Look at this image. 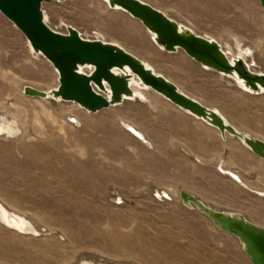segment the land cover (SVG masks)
Wrapping results in <instances>:
<instances>
[{
  "label": "rangeland",
  "instance_id": "374dc122",
  "mask_svg": "<svg viewBox=\"0 0 264 264\" xmlns=\"http://www.w3.org/2000/svg\"><path fill=\"white\" fill-rule=\"evenodd\" d=\"M144 1L218 39L230 57H249L264 72V10L258 0ZM43 10L53 29L66 32L71 25L84 37L121 44L181 90L219 109L237 128L264 140V94L246 92L181 49L162 50L127 12L103 0H53L43 3ZM56 84L52 64L32 51L24 34L0 12V113L13 102L20 122L28 123L20 138L0 136V197L35 227L30 234L0 228L1 264H79L82 259L94 264H252L235 236L183 205L178 195L186 189L264 226V197L213 165L218 155L227 157L216 130L199 121L202 136L213 142L212 161L186 154L180 138L159 137L170 110L179 108L151 90L140 89L143 97L96 113L51 96L38 103L22 91L25 85L45 90ZM34 112L44 134L34 131ZM73 114L79 122L69 120ZM122 118L149 134L155 131V145L148 136L142 142L125 132ZM234 154L232 159L247 161L248 174L254 171L253 187L264 188V162L240 149ZM163 190L170 199L154 196Z\"/></svg>",
  "mask_w": 264,
  "mask_h": 264
},
{
  "label": "water",
  "instance_id": "95a60500",
  "mask_svg": "<svg viewBox=\"0 0 264 264\" xmlns=\"http://www.w3.org/2000/svg\"><path fill=\"white\" fill-rule=\"evenodd\" d=\"M49 1L53 0H0V12L24 34L34 52L49 61L58 74L57 88L47 92L25 85V95L41 98L51 96L54 100L76 102L88 112L96 113L133 98V84L140 88H151L175 106L217 128L222 139L235 137L264 160L263 139L240 130L219 109L181 90L176 83L157 73L123 46L100 38L84 37L71 25L66 32L53 29L44 17L43 3ZM258 1L264 10V0ZM108 2L109 8L123 10L139 20L153 33L154 43L162 50L177 52L181 49L207 70L240 81L246 92L264 94V72L257 71L247 57L231 58L217 40L197 33L144 0ZM84 66H92V71L82 72L80 68ZM69 120L76 122L72 117ZM126 129L136 135L137 130L133 127L128 126ZM230 171L226 175L240 182L237 174ZM241 186L260 195L245 182ZM154 196L170 198L165 191H155ZM179 197L183 205H194L215 227L239 239L252 264H264V226L247 219L241 213L211 206L185 189H180ZM116 202L122 201L117 198Z\"/></svg>",
  "mask_w": 264,
  "mask_h": 264
},
{
  "label": "bare ground",
  "instance_id": "6f19581e",
  "mask_svg": "<svg viewBox=\"0 0 264 264\" xmlns=\"http://www.w3.org/2000/svg\"><path fill=\"white\" fill-rule=\"evenodd\" d=\"M103 1H106V3L108 4L109 6V2L108 0H103ZM116 10V9H114ZM164 12V11H163ZM44 17H45V14H44ZM180 23V22H179ZM68 27V26H67ZM149 31V30H148ZM150 32V31H149ZM151 33V32H150ZM151 36H152V39L154 37L153 33H151ZM228 36V35H227ZM231 36V35H229ZM211 38V37H210ZM232 38V37H231ZM211 39H215V38H211ZM103 40V39H102ZM217 40L220 44L221 42L218 40V39H215ZM236 41V40H235ZM241 41V40H240ZM223 42V41H222ZM239 42V41H237ZM115 43V42H114ZM232 43V42H231ZM243 43V42H242ZM29 44V42H28ZM118 44V43H117ZM238 44V43H237ZM30 45V44H29ZM121 45V44H119ZM122 46V45H121ZM222 46V44H221ZM239 46V45H237ZM245 46V45H244ZM31 47V45H30ZM224 47V46H222ZM234 49V48H233ZM245 49V48H244ZM31 50L34 51L31 47ZM248 50V49H247ZM129 51V50H128ZM251 52V51H250ZM254 52V51H253ZM242 54V53H240ZM249 54V52H248ZM247 54V55H248ZM246 55V56H247ZM252 55V54H251ZM236 57H242L240 55H237V56H232L231 58H236ZM245 57V56H244ZM249 57H247L248 59ZM261 58V57H260ZM254 59V58H253ZM251 61V59H249ZM144 61V60H143ZM144 63L147 65V66H150L146 61H144ZM256 63V62H255ZM254 64V63H253ZM256 65V64H255ZM152 67V66H150ZM85 68H88L89 71L85 70ZM92 66H84V67H81V71L82 72H85V73H89L92 71ZM154 69V67H152ZM156 72H158L156 70ZM7 76V75H6ZM10 77V76H9ZM11 78V77H10ZM8 78V80L10 79ZM168 78V77H167ZM170 79V78H168ZM15 80V79H14ZM171 80V79H170ZM235 79H233L234 81ZM236 82H238V84L244 89V86L243 84L238 81V80H235ZM230 82V81H229ZM232 83V82H231ZM235 83V82H234ZM233 83V84H234ZM136 85V84H133V86ZM178 85V84H177ZM237 85V84H236ZM31 86V85H30ZM58 84H56V86L54 88H57ZM137 86V85H136ZM179 86V85H178ZM239 86V87H240ZM137 88H134L133 87V90H134V97L133 98H130V99H134L136 98L137 96L139 97H143V93L140 89H146V90H151L153 93L159 95V97L161 96L162 98H164L165 100H167L164 96H162L161 94L157 93L156 91H154L153 89L151 88H140L139 86H137ZM180 88V87H179ZM52 88H46L45 90L48 92L49 90H51ZM23 91V89H22ZM21 91V92H22ZM148 94L150 95V93L148 92ZM50 97V96H48ZM146 97V96H145ZM35 100L38 102V103H41V100L43 99H46L47 97L45 98H41V97H34ZM150 98V97H149ZM196 98V97H195ZM130 99H127V100H130ZM144 99V98H143ZM147 100V99H146ZM151 101V100H150ZM168 101V100H167ZM170 102V101H168ZM5 103V102H4ZM8 103V102H7ZM3 104V103H2ZM78 107H80V105L78 103H76ZM149 104V103H148ZM7 106H5V108L1 111L0 113V136L2 137H7V138H20L24 133H26L28 130L26 128L27 126V122L25 123H21L20 122V110L18 107H14L15 104L13 102H10L9 103V106L8 104H6ZM209 106V105H208ZM113 107V106H111ZM155 107V106H154ZM177 107V106H176ZM212 107V106H211ZM217 107V106H216ZM81 108V107H80ZM179 108V107H177ZM214 109L217 110V108L213 107ZM71 109V108H70ZM181 109V108H179ZM181 110H184V109H181ZM70 111V110H69ZM47 112L48 114L47 117L52 121V122H57L53 119V116L48 112V111H45ZM184 112H186V110H184ZM189 114V113H187ZM191 115V114H190ZM70 116V115H69ZM72 117H74L76 119V122L80 121L79 117L76 115V114H73ZM27 120V119H26ZM199 120V119H198ZM71 121V120H70ZM120 125L122 127V129L125 130V132H127L129 135H131L132 137H135L137 140H147V135L146 133L133 121H129V120H126V119H120ZM202 121V120H200ZM73 122V121H72ZM74 122V123H76ZM203 122V121H202ZM32 126L34 127V131L37 132L38 135H41V134H44L45 130H44V127H43V123L42 121L40 120L39 118V114H37V112H34V118H33V122L31 123ZM26 125V126H25ZM55 125V124H54ZM128 126H131L133 127L134 129H136L137 131L135 132L136 135L140 136L141 139H139L136 135L132 134L130 131H128L126 129V127ZM212 127V126H211ZM61 129L63 128V125L60 127ZM212 129L216 130L218 135L221 136L220 134V131L215 128V127H212ZM149 141V140H147ZM144 142V141H142ZM151 142V141H150ZM248 149V148H247ZM200 160V159H198ZM229 166H232V163L230 161H225L222 157L218 158V160L216 161L215 163V167H216V170L218 172H220L221 174L225 175L226 176V172L230 171L231 168ZM222 172H221V171ZM231 172V171H230ZM240 172V171H239ZM234 174H237V178L239 179L240 182H237L236 180H234L233 178H231L230 176H228L229 178H231L236 184L240 185L241 186V183H243L244 181L242 180L241 176L237 173V172H232ZM243 181V182H242ZM247 184V183H246ZM251 187V185H250ZM251 189H255L257 190L258 193H260V195L262 197H264V188H257V187H251ZM167 193V195L170 197V193L168 192V190H163ZM180 191V190H179ZM158 192V191H157ZM155 193V192H154ZM160 193V192H159ZM178 195H179V192H178ZM258 196H260L259 194H257ZM200 198V197H199ZM170 199V198H169ZM119 200H121L119 198ZM201 200H203L201 198ZM122 201V200H121ZM205 201V200H204ZM207 203V202H206ZM189 208H193V209H196L194 207V205H189L187 206ZM197 210V209H196ZM228 211V210H227ZM228 212H236V211H228ZM236 213H241V212H236ZM242 214V213H241ZM32 222L29 221L27 219V217L22 214L21 212H18L17 210H15L14 207H10L9 205H7L0 197V228H3V229H10L12 231H16V232H19V233H23L25 232V234H30L31 232H34L35 231V227L33 224H31ZM217 228V227H216ZM220 230V229H219ZM22 231V232H21ZM30 232V233H29ZM239 241V239H237ZM240 243V246L242 247L243 251H244V245L239 241ZM1 264V263H0ZM79 264H94L92 261H89L87 259H82L81 262ZM99 264H102V263H99ZM105 264V263H104Z\"/></svg>",
  "mask_w": 264,
  "mask_h": 264
},
{
  "label": "crops",
  "instance_id": "0c3cea01",
  "mask_svg": "<svg viewBox=\"0 0 264 264\" xmlns=\"http://www.w3.org/2000/svg\"><path fill=\"white\" fill-rule=\"evenodd\" d=\"M170 112H171L170 115L166 117L165 125L162 124L160 127L159 137H161V138L165 137L166 139H168V138H170V139L180 138V139H182L180 141V143L184 144L186 148L179 147V146L178 147L182 148L186 154H188V155L202 154L204 156L203 157L204 159L212 160L211 156H209V155H210V151L212 149L211 144H213V142L210 139L206 140L202 136V133L199 129L200 128V122H199L200 120L194 118L193 116H191L189 114L184 113L183 111H181L179 109L176 111L170 110ZM154 132L155 131L151 132L152 134H149L148 130L145 129V133L147 134V136L151 140L153 146L155 145L154 140L152 139V137L155 136ZM229 137H231V138H229ZM230 139H232L233 142ZM222 140H223L224 147H225L224 150H225V152H227V157H228V158L224 157V159L228 160L232 163V166H229L231 168V170L234 172H237L241 176L242 180L245 183H247V186H249V187H250V185L256 186V184H255L256 179L252 180L255 177V175L253 174L254 171L251 170V173L248 174L247 170H245L246 168L249 169L248 168L249 166L247 165V161L243 160L242 162L240 161L241 162L240 163V162H238V159H236V158L232 159V157L236 156L234 153L237 152L239 149L247 157H249L250 155H255V156H257V155L254 154L251 150L247 149L245 146H243V144L235 137L227 136L225 140L224 139H222ZM163 141H162V143H164ZM218 156H217V159L215 160L213 165H215L216 161L218 160ZM212 161H214V160H212ZM261 161L264 162L263 159H261ZM248 192H250V191H248ZM202 201H204V200H202ZM207 204H209V203H207ZM209 205H211V204H209ZM211 206H213V205H211ZM218 209H222V208H218ZM222 210L227 211L228 209H222ZM243 215L247 219H249L245 214H243ZM249 220H251V219H249ZM261 226H263V225H261Z\"/></svg>",
  "mask_w": 264,
  "mask_h": 264
}]
</instances>
